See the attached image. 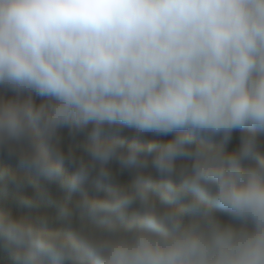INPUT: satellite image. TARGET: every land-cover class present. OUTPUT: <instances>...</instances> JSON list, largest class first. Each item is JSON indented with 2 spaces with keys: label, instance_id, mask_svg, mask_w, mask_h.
I'll return each mask as SVG.
<instances>
[{
  "label": "clouds",
  "instance_id": "1",
  "mask_svg": "<svg viewBox=\"0 0 264 264\" xmlns=\"http://www.w3.org/2000/svg\"><path fill=\"white\" fill-rule=\"evenodd\" d=\"M262 138L264 0H0L12 264H264Z\"/></svg>",
  "mask_w": 264,
  "mask_h": 264
},
{
  "label": "trees",
  "instance_id": "2",
  "mask_svg": "<svg viewBox=\"0 0 264 264\" xmlns=\"http://www.w3.org/2000/svg\"><path fill=\"white\" fill-rule=\"evenodd\" d=\"M6 97L12 95V93H3ZM39 102V100H37ZM170 137H164L163 139H169ZM264 139V138H262ZM239 144V133L235 132L233 134V139L229 144V150L237 147ZM65 150L68 149L69 146L75 148L77 151H80V144L76 143H68L66 145H63ZM2 167H8L12 168L16 171L21 170L15 160L9 159L6 153L0 152V169ZM114 169H117L118 166L114 165ZM24 172L27 171V169H23ZM72 172V169L68 166H65V174L70 175ZM26 175V176H25ZM25 177H30L32 180V183H41L42 179L38 177L34 172L29 171L24 173ZM119 179L121 183H127L130 180V176L127 172H124L120 174ZM43 187V188H42ZM46 186H40V192H38L35 189L27 188L25 186L18 188L17 190H13L8 193H4L0 191V211H6L11 212L14 215L18 216H35L37 214L46 215L49 218L50 226L52 225V221L55 220L54 213L52 209H56L52 201L48 198L49 194L53 198L59 197L61 199L67 200L68 202H71V199L68 194L62 190L59 189L57 185H51L45 188ZM49 188L48 191H46ZM32 196L35 200L36 207L34 208H26L23 207L20 204V199L25 196ZM0 264H12V258L11 253L3 246L2 243H0Z\"/></svg>",
  "mask_w": 264,
  "mask_h": 264
}]
</instances>
